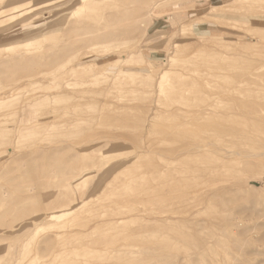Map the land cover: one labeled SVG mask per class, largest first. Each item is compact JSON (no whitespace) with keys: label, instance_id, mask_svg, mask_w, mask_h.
Wrapping results in <instances>:
<instances>
[{"label":"rangeland","instance_id":"rangeland-1","mask_svg":"<svg viewBox=\"0 0 264 264\" xmlns=\"http://www.w3.org/2000/svg\"><path fill=\"white\" fill-rule=\"evenodd\" d=\"M73 1L5 3L0 264H264V156L244 160L263 148L264 0ZM236 143L223 201L165 220L159 202ZM153 233L209 246L164 257Z\"/></svg>","mask_w":264,"mask_h":264},{"label":"bare ground","instance_id":"bare-ground-1","mask_svg":"<svg viewBox=\"0 0 264 264\" xmlns=\"http://www.w3.org/2000/svg\"><path fill=\"white\" fill-rule=\"evenodd\" d=\"M7 1H10V0H6V2L1 3L2 7L0 9V23H2L4 21V19L9 16L7 13V6L8 5H5V3H7ZM76 1H78V0H74L73 2H69L65 11H67V12L69 11V14H73L74 10L72 8L73 7L72 5ZM161 1L162 0H156V1L151 0V2H153V4L151 3L152 4L151 7L156 6ZM143 7H145V9H147V10L148 9L150 10V8H151V7H148V3L147 4L145 3L144 6L142 5L141 9ZM10 9H11V6H10ZM249 19H250V17H249ZM100 28L101 27H93V26L89 25L88 28H85L84 31L86 34L91 32V30H93L92 33H95V31L97 33L103 32ZM115 32H117V31L116 30L110 31V32H108V34L107 33L105 35L102 34V36L106 38V37L118 35L117 33L115 34ZM11 34H13V33H10L8 35H11ZM100 35L97 34L96 36L99 38ZM260 68H264V62L258 67V69H260ZM253 76L255 78H258V79L261 78V75L260 76L252 75V78H253ZM261 141L263 144V148L260 150L259 149L254 150L255 152L252 151V153H245V155H244L245 161L257 157L259 152H261L262 153L261 155L264 156V140L261 139L260 142ZM199 148H200V146L197 148L189 146V148L182 149V151L176 152L175 154H177V160H172L171 163L177 162L180 159H182L183 157H186V156L191 155V154L198 155L199 153H191V151L194 150L197 152ZM215 152H216V154H214V157H212L213 160L209 162L208 166H206L205 168L201 169L198 172L196 171L197 172L196 174H192L193 172L191 171L192 173L189 175L188 179L190 180L191 183L193 182V184L191 185L193 187H189L188 189L181 191L176 196V198H174L173 201H168L165 203L159 202V205H160L159 208L164 212V214L168 215L165 220H170V221H173L175 223H180V222H183L184 220L186 222L187 221L192 222L193 219L202 212V209H203L202 205H207L213 199L219 203L223 201L222 196L225 195V192H224L225 189L224 188L226 186H228L226 184H228V182L232 181L233 176H235L241 172L239 170L234 171L235 170L234 165L237 161V157L239 155L241 156V154H243V152H242V150H240V151L238 150V144L237 143L236 144H230L227 146H223V147L219 148L218 151H215ZM228 166H231L230 167L231 171L226 170V167H228ZM182 176H183V174L180 175V177H182ZM202 183L210 185L209 188L206 190H201V191L197 190V187L200 186ZM191 224L195 225V223H191ZM110 226L112 229L116 230V232L119 231V229H117L115 225H110ZM210 226H211V230H210L211 235L209 236V238L216 239L217 233L223 227L222 223L220 221L217 224H211ZM121 229H123V228H121ZM101 234H102V236L105 235V230H103V231L101 230ZM150 237L154 239L153 240L154 242H152V243L148 242V243H146V246L149 245V246H151L150 248H152V249L162 250L164 257H166V256L169 257L171 254H175V255L180 254L181 252L182 253H188V254L192 255V253H191L192 249L193 250L195 249V252H196V250H199V251L201 250V252H203L204 249L209 246V243H204L205 239L203 241L202 240L198 241V239H190V241L188 242L187 238H183L181 242L175 243L174 241L170 240L169 237H166V238L161 237V236H158L156 233H153L152 236H150ZM97 240H99V239H97ZM101 240H103V239H100L99 241H101ZM129 242H130V239L128 240V244H129ZM187 243H189V244H187ZM65 248H66V246H65ZM128 252L129 251H123L122 254H120V253L113 254L111 258H113L114 260H117V261L130 262L133 259L129 258L130 253H128ZM198 254H197V252H196V254L193 253V255H198ZM82 255H84V256L89 255L88 257H90L91 259L95 258V255L92 251H83ZM54 259H56V258H54ZM57 260H55V261L57 262Z\"/></svg>","mask_w":264,"mask_h":264}]
</instances>
